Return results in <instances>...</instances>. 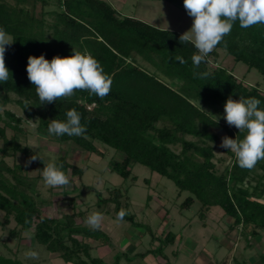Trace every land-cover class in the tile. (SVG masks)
<instances>
[{
  "label": "trees",
  "instance_id": "16d2710c",
  "mask_svg": "<svg viewBox=\"0 0 264 264\" xmlns=\"http://www.w3.org/2000/svg\"><path fill=\"white\" fill-rule=\"evenodd\" d=\"M166 1L184 8L183 0ZM0 28L14 38L5 52L11 76L0 82V224L15 223L7 239H19L29 232L30 244L38 243L70 264H120L122 258L117 256L108 263L93 254L94 248L111 244V239L102 228L92 230L85 223L83 215L88 208L76 211L83 191L70 197L72 212L45 215L44 207L51 199L44 198L36 187L43 179L41 173L30 175L31 167L41 171L44 164L37 158L26 167L25 161L33 154L48 161L28 143L30 130L25 124L29 121L35 122L37 135L54 141L74 142L100 156L109 148L121 153L120 160L111 159L110 171L133 184L137 179L133 163L173 180L179 195L189 194L180 203L181 209H190L198 201L199 214L203 215L218 206L234 218L235 225L252 224L254 236L264 231V160L252 169L241 168L227 150L231 160L220 170L212 143L217 135L211 131L216 127L233 139H243V133L227 125L224 104L229 96L234 100L255 97L264 110V89L210 60V55L216 58L221 49L264 77V24L241 28L236 21L230 34L196 69L191 56L197 50L190 42L180 43L181 32L125 15L109 0H0ZM73 49L99 61L112 80L110 93L101 99L77 90L71 97L40 105L26 72L28 56L44 54L50 61L56 55H73ZM175 56L187 63L181 64ZM194 71L207 72L208 76L194 77ZM25 101L30 104L27 108ZM9 103H15L21 113L6 108ZM72 109L80 114L85 135L49 134L51 121H66V112ZM8 157H13L12 164ZM18 157L23 162H18ZM54 163L68 175L70 184L82 177V169L67 155ZM129 190L130 186H114L107 188L105 196L97 191V213L117 216L125 211L130 206ZM123 220L140 224L130 213ZM174 236L167 232L163 243L172 242ZM148 252L139 255L144 257ZM0 264L36 262L0 251Z\"/></svg>",
  "mask_w": 264,
  "mask_h": 264
},
{
  "label": "rangeland",
  "instance_id": "374dc122",
  "mask_svg": "<svg viewBox=\"0 0 264 264\" xmlns=\"http://www.w3.org/2000/svg\"><path fill=\"white\" fill-rule=\"evenodd\" d=\"M109 1L123 14L140 17L160 28L172 29L184 33L190 29L193 22L184 8L166 0ZM40 9L39 4L36 7V12L39 13ZM210 60L211 62L215 60L216 64L218 63L228 70H231L246 83L253 85L259 84L264 89V77L257 69L253 68L249 70L246 64L235 61L233 56L228 55L224 50L219 49L216 58L210 55ZM5 107L21 113V110L15 103H9ZM25 125L30 130L28 143L39 155L45 157L48 162H54L59 156L67 155L69 161L77 164L83 173L81 178H77L66 187H50L43 179L38 181L36 187L39 189L40 194L46 199H51V203L44 207L45 215L62 216L64 213L72 212L74 206L70 201V197L83 191L80 198L81 201L76 204L75 208L77 212L80 209L88 208L83 215L84 221H86L90 214L97 213V207L95 205L98 196L97 191H102V195L105 196L107 188L130 186V206L125 211L134 214L136 221H139L140 224L134 225L128 220L120 221L113 212L101 214L103 217L101 228L110 237L111 244L99 245L96 249L94 248L93 254L95 256L103 258L108 263L114 261L117 256H121L120 264H150V259L155 260L157 263L163 262L165 259L161 264H195L191 260V257L182 251V246L187 244L183 243L184 240L181 241L183 244L179 247H177V241H175L173 244V248L176 246L174 255L172 251L167 250V248L164 249L165 244L163 242L167 232H173L180 236L183 235V239L186 238V232L191 237L192 244L196 242V248L199 246L200 250L208 249L216 257L213 260H222V256L226 253L225 247L220 245L222 241L220 237L222 234L219 233V238H216L210 233L212 232L211 226H215L216 223L208 216L207 212L203 215L199 214L201 204L198 201L190 209H181L180 203L189 194L188 192H182L179 195L178 188L173 180L152 171L143 164L133 163L131 166L132 172L137 176L133 184L130 179H125L118 173L110 171L109 163L111 159L115 158L120 160L122 158L121 153H115L116 151L109 148L110 151L100 156L81 149L74 142L60 143L50 139L48 136L37 135L38 131L33 121H29ZM211 131L217 135V140L212 141L215 146L214 160L217 162L219 169L222 170L224 165L230 162L231 157L227 149H223L219 145L222 136L229 135L225 130L216 127H211ZM101 149L104 150L102 146ZM175 149L179 151L180 147H175ZM16 159L18 162H23L21 157ZM7 161L12 164L14 159L13 157H8ZM38 173H41V171L31 167L30 175L32 177L37 176ZM262 200L264 201V197ZM81 203H84L83 206H81ZM215 210L219 212L218 210H221V208L217 207ZM0 219L3 220L2 214H0ZM81 219L79 218V220ZM231 219L233 221V218ZM14 224V221L4 226L0 224L1 252L7 255H14L25 261H35L36 264H70L56 254L48 251L44 246L38 243L34 245L30 244L29 232L23 233L19 239H7L9 230L13 228ZM205 225L206 228H202ZM221 225L226 227L227 223L223 221ZM139 226L145 229V233H139V230H141ZM184 227L186 228L184 229ZM246 233L241 232V243L245 244L247 242ZM139 235H144L141 240L135 238V236L137 237ZM239 235L240 232L238 237ZM262 238L264 240V237ZM155 239L157 241H154ZM258 240H260V237H255L252 242L256 244ZM93 243L96 244L97 242ZM160 245L162 246L160 247ZM255 249L252 248L250 250V256L254 254ZM147 250L149 252L145 257L148 258L142 261L139 253L146 252ZM29 251L37 252L38 258L32 259L27 257L26 253ZM175 254H179L176 259L174 258ZM244 254H247V252L238 251V259H241ZM246 260L247 256L245 261H240V264H249V259L248 261Z\"/></svg>",
  "mask_w": 264,
  "mask_h": 264
},
{
  "label": "clouds",
  "instance_id": "9594fccd",
  "mask_svg": "<svg viewBox=\"0 0 264 264\" xmlns=\"http://www.w3.org/2000/svg\"><path fill=\"white\" fill-rule=\"evenodd\" d=\"M187 14L192 18L189 30L182 33L179 41L190 42L197 52L191 56L194 69L202 62L224 36L230 34L233 24L239 21L241 28L264 24V0H183ZM14 38L0 28V82H7L11 76L5 64L6 47L11 46ZM70 56H53L49 61L44 54L29 55L26 65L28 79L35 86L39 104L53 103L59 99L71 97L75 91H88L103 99L110 93L112 80L104 73L102 65L90 54H82L73 49ZM181 64L187 63L181 56L173 57ZM194 77L206 78L207 72L197 73ZM260 101L255 97H240L234 100L229 96L224 104V119L229 127L243 133V139L224 135L220 147L231 151L241 168L252 169L264 160V110L258 106ZM30 104L25 101V108ZM66 121L53 119L48 125V133L55 136H84L87 129L81 124L80 114L72 109L66 112ZM218 122V120H217ZM39 158L44 167L41 176L50 187H66L70 179L54 162L45 163L38 155L33 154L25 161L27 167ZM127 213L121 210L117 219L123 221ZM100 213L90 214L85 223L92 230H100L102 223ZM26 256L38 258V253L29 251Z\"/></svg>",
  "mask_w": 264,
  "mask_h": 264
},
{
  "label": "crops",
  "instance_id": "0c3cea01",
  "mask_svg": "<svg viewBox=\"0 0 264 264\" xmlns=\"http://www.w3.org/2000/svg\"><path fill=\"white\" fill-rule=\"evenodd\" d=\"M161 200V199H159ZM161 202V201H160ZM218 206H214L211 207L210 210L207 212L208 216L213 219V222L216 223L215 226H211V230L212 232H210L212 234L213 237L219 238V233L222 234V236L220 238H222L221 241V246L225 247L226 253H224L222 256V260H213V258H216L212 253H210L208 251V249L206 250H200V247L197 246V248L195 247L196 242L192 244V239L189 236L188 233L185 232V236L186 238L183 239V235H176L173 238L172 242L167 243V245H165V248H167V250L172 251V254L174 255L175 253V247L173 248V244L175 243V241H177V247H179L181 244L183 243H187L185 246H182V251L184 253H186L188 256L191 257V260H193V262L195 264H211V263H217V264H233V263H237L240 264V261H245V258L247 256V260L249 259V264H264V260L262 261L261 258L264 259V240L262 237H264V231L260 232L257 235H253L252 234V229H253V225L249 224L246 226H242V225H235L234 224V218L232 221V217L226 215L223 211V209L218 210L219 212H216V208ZM207 216V217H208ZM225 222L227 223V226H223L221 225V222ZM206 224V223H205ZM223 226V227H222ZM140 227V226H139ZM141 230H139V233L143 232L145 233V229L143 227H140ZM186 227H184L185 229ZM202 228H206L205 226H202ZM240 232V235L238 237V234ZM241 232H247L246 236H247V242L241 243ZM144 235H139V236H135L136 239L141 240V238ZM255 237H260V240H258V242L255 244L252 241H254ZM224 238V239H223ZM184 242L182 243L181 241ZM154 241H157V239H155ZM190 241H191V247H190ZM262 243V244H261ZM154 244V242H153ZM255 249L254 254H252V256H250V250L251 249ZM249 250V251H248ZM238 251H243V252H247V254H244V256H242L241 259H238L237 257V253ZM179 254H175L174 258L176 259L177 256ZM240 255V254H239ZM140 256V255H139ZM140 258H142V261L148 257H142L140 256ZM172 260H174L173 257H171ZM165 261V259H164ZM163 261V262H164ZM262 261V262H260ZM150 264H161L163 262L157 263L155 262V260L150 259Z\"/></svg>",
  "mask_w": 264,
  "mask_h": 264
}]
</instances>
